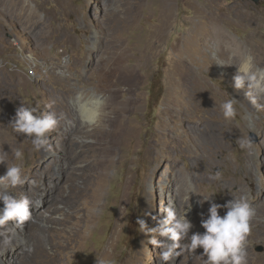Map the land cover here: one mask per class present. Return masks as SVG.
Segmentation results:
<instances>
[{
    "label": "rangeland",
    "instance_id": "rangeland-1",
    "mask_svg": "<svg viewBox=\"0 0 264 264\" xmlns=\"http://www.w3.org/2000/svg\"><path fill=\"white\" fill-rule=\"evenodd\" d=\"M164 1L168 13L163 0H23L29 8L24 14L14 0H0V154L9 152L11 166L20 163L11 150L22 149L23 174L43 160L60 164L33 185L49 191L56 179L64 197L72 198L69 207L62 205L50 216L55 223L37 228L43 230L37 235L46 245L66 242L65 264H96V257L108 255V249L115 264H158L159 247L148 243L151 233H141L136 220L156 227L166 218L165 209L176 207L181 195L188 199L184 188L189 177L201 195L214 191L217 204L233 199L236 186H246L250 195L251 187L264 186V138L256 127L264 123V110L248 121L231 86L236 66L218 64L238 63V57H232L233 50L224 55L207 36L211 19L217 20L240 51L264 68V0ZM85 87L108 98L106 129L81 126L73 96ZM230 98L236 99L232 122L219 107ZM21 103L64 113L65 120L48 134L45 149L34 151L26 135L9 126ZM243 119L247 125L234 136L231 127L244 124ZM213 129L220 142L210 135ZM120 130L126 131L123 147L116 145L109 155L108 137ZM248 134L256 136L252 155L236 144ZM66 156L71 163L64 162ZM217 170L221 180H209ZM5 173L6 165L0 164V177ZM13 190L15 198L31 200L30 220L37 223L39 200L19 187ZM260 197L264 201V194ZM190 198V212L198 216L200 227L210 204L204 202L205 209L198 203L201 196ZM87 218H92L88 225ZM260 220L264 225V218ZM6 229L14 244L30 245L28 236H20L22 226L9 222ZM65 229L82 234L79 242L69 246ZM251 244L247 250L264 264V242ZM180 261L179 253L175 263Z\"/></svg>",
    "mask_w": 264,
    "mask_h": 264
},
{
    "label": "clouds",
    "instance_id": "clouds-1",
    "mask_svg": "<svg viewBox=\"0 0 264 264\" xmlns=\"http://www.w3.org/2000/svg\"><path fill=\"white\" fill-rule=\"evenodd\" d=\"M232 57L237 58L238 63L221 64L235 65L236 73L233 76L232 88L239 92L244 90L245 96L257 107H264V68L258 66L253 55L233 50ZM73 104L78 114L80 124L88 131L97 129H106L107 120L110 117L108 111V98L94 88H78L73 96ZM236 99L230 98L222 101L219 105L223 118L232 122L237 115L235 108ZM65 120L64 113L41 112L39 108L20 104L16 108L15 116L9 122L13 132L25 134L31 141L34 151H40L48 146V134L56 129L61 121ZM78 142L80 137L76 138ZM86 139V138H85ZM236 144L239 149L246 151L248 155L254 152V141L251 136L241 135ZM9 152L3 150L0 154V164L6 165V173L0 177V184L5 182L11 188L23 187L26 184V178L23 174L22 163L25 158L22 149L11 150L14 161L9 166L7 156ZM209 180L220 181L221 171H214L209 176ZM188 201L182 210L175 207L165 209L166 218L158 221L157 226L149 229L146 221L138 217L136 224L138 230L146 235L151 233L148 240L153 246L160 247V259L167 264H175V258L179 251L196 252L202 248L203 252L199 256L203 259V264H248L247 257V237L251 232V221L255 211L251 206V195L246 191H241L239 196H233V199L224 205L217 204L212 197L216 194L214 191L201 195L192 182L187 179ZM190 194L201 196V205L208 202L207 217L202 214L201 227L205 230L203 233L196 232L189 235L193 228L192 222L187 218L191 210ZM0 202L3 208H0V237H4L7 242L10 238L6 235V228L9 222H14L17 226H22L31 218L30 207L32 202L27 197L15 198L9 191H0ZM226 208V213L221 216L220 208ZM157 236L166 238L162 241ZM186 241L183 245L179 242ZM170 241V242H169ZM108 255H99L96 257V264H115L111 258V250H107Z\"/></svg>",
    "mask_w": 264,
    "mask_h": 264
},
{
    "label": "bare ground",
    "instance_id": "bare-ground-1",
    "mask_svg": "<svg viewBox=\"0 0 264 264\" xmlns=\"http://www.w3.org/2000/svg\"><path fill=\"white\" fill-rule=\"evenodd\" d=\"M14 3L17 4L21 8V10L24 14L28 12L29 8H27L25 6V4H24L25 2H23V0H14ZM162 7H163L164 12L168 13L170 11V6H169L167 1L163 0ZM210 26L211 27L208 30L207 36L215 41L216 45L221 48V52L224 55H226L231 50L239 49L237 43L228 35V33L226 31L222 30L220 27H218L219 25L217 23V20L211 19ZM239 51H240V49H239ZM241 91L244 92V90H241ZM241 91H239V92L236 91V94L242 100L244 107H245L246 111L248 112V121L253 122V120H254L253 115L258 114V113L260 115V112L262 110H264V107L254 106L245 95L244 96L241 95ZM262 103H264V102H262ZM261 114L264 115L263 112H261ZM251 117H252V120H251ZM224 123H225V121H224ZM243 123L244 124H241L240 126L231 127L232 134L234 136H239L240 130L244 129L245 125H247V119H243ZM213 126L215 127L216 125L213 124ZM256 127L261 132V134L264 138V123H261V122L256 123ZM111 128H112V126H111ZM115 128H116V126H115ZM110 130H108V131H110ZM214 131L215 130L213 129V132L210 135L214 138L215 141L220 142L221 141L220 137ZM207 135H208V133H207ZM125 136H126L125 130H120L119 133L118 132L116 133V131H114L108 137V140L105 139V140H107V143L109 145V147L106 148L105 152L107 154L111 155L112 151H113V149H115L114 147L116 145L118 147L120 145H122V147H123V144L125 141ZM227 136H228V134L226 132H223L222 137L226 138ZM103 155L105 156V154H103ZM66 158H64V162L65 163H71V159H70L71 157L66 156ZM104 162H105V160H104ZM250 163L251 162L248 160L247 165H250ZM105 164H107V163H105ZM59 165L60 164H58V162H56L54 160H48V161L43 160V162L40 163V166H39L40 168L38 167L39 169L37 167L33 166L25 172L24 176H25L27 182L23 187H19V188L23 192H28L34 201L39 200L37 202L38 203L37 212L39 213L38 217H40V219L37 220L38 221L37 223H34L33 221L30 220V221H27L26 223H24L22 225V231L20 233V236H24V237L26 236V238L28 236V241L30 242L29 246L25 245L23 247V246L14 244V240H13L14 235H12L10 233V231L6 229V235H7V237L10 238V242H7L4 237H0V264H3L4 260H11L15 264H65V258L69 257L68 255H65V251L69 248V247H67L66 242H65V245H63L62 243L58 244V245H52V244L46 245L40 240V238H38L37 234L43 232V230H38V229H40V227L44 223H47L48 221L53 222V223L56 222L55 219L50 218V216L57 214L59 211H61L63 209L62 205L69 207V205L72 202V198L68 197V196L64 197L65 194L63 195L62 191L60 190V187H59L60 184H58L56 179L53 181L51 188L48 189L49 191H45L39 185H35V186L33 185V183L37 184V183H40L41 181H45L46 176L50 175V173H51L50 169L52 167H59ZM261 177H262V179L264 177L263 171L261 172ZM262 179H259L260 182H263ZM236 187H237V191L235 190L236 194L234 196H239L241 194V191L245 190L246 186H236ZM263 187L264 186L251 187L252 190H251V201H250V203H251L252 208L255 211V215L251 221V232L247 237V248H249L252 245L251 242H253V240H259L261 242H264V225L261 224L262 222L260 220V218H264V212L262 211V208L264 206V201H262L261 197H260L264 194L263 193ZM4 190H7L10 192L11 190H13V188L9 187L7 184H6V186H0V191H4ZM184 190H185V192L186 191L188 192L187 186H185ZM13 191H15V190H13ZM183 197H184V195H181L180 200L175 202V206H176L175 208L182 210L184 208V206L189 203L188 199L184 200ZM225 201H227V198H225ZM192 203H193V200L190 198V205H192ZM198 203H200V202H198ZM220 205H224V204L222 203ZM199 206L206 209V207H208V204L203 203L201 205V203H200ZM0 208H3L2 202H0ZM45 211L50 213L49 217H47V218L45 217V214H44ZM226 211H227V209L222 207L219 209V214L221 216H223L226 213ZM187 218L193 224V228L190 230L189 235H191L192 233H196V232L203 233L205 231L201 227V225H200V227H198L199 226L198 222H197L198 216L196 217V214L191 213L189 211L187 214ZM87 219H88V221H87V225H88V223L92 220V218H87ZM150 219H151V222L153 223V218L151 217ZM67 220H68V217H65V222H67ZM62 223H63V221H62ZM36 226H39V227H36ZM85 228H86V226H85ZM77 230H79V229H77ZM75 233H77V231ZM44 234H45V232H44ZM81 237H82V234L73 235V232L69 231V229H65V239L67 240V242H69L68 243L69 246H71L70 243L72 241H78L79 242ZM182 241H183L182 243L179 242L181 245H183L186 242L184 240H182ZM158 251L160 254L162 249L159 247ZM178 251H179V249H178ZM202 252H203L202 248H198L196 250L195 254L190 253L188 251H179L180 256H181V261L176 262L175 264H203V259L199 256V254H201ZM253 253L251 251L247 250L248 264H262L261 260L259 261L256 259L257 257L253 258V257H255L253 255ZM66 254H69V253L66 252ZM105 255H107V254H105ZM128 264H131V263H128ZM158 264H167V262L160 260Z\"/></svg>",
    "mask_w": 264,
    "mask_h": 264
},
{
    "label": "water",
    "instance_id": "water-1",
    "mask_svg": "<svg viewBox=\"0 0 264 264\" xmlns=\"http://www.w3.org/2000/svg\"><path fill=\"white\" fill-rule=\"evenodd\" d=\"M251 138L253 139V141H256V136L254 134L251 135Z\"/></svg>",
    "mask_w": 264,
    "mask_h": 264
}]
</instances>
